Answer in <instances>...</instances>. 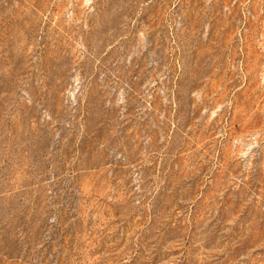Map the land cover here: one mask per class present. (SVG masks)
<instances>
[{"label":"rangeland","instance_id":"obj_1","mask_svg":"<svg viewBox=\"0 0 264 264\" xmlns=\"http://www.w3.org/2000/svg\"><path fill=\"white\" fill-rule=\"evenodd\" d=\"M0 264H264V0H0Z\"/></svg>","mask_w":264,"mask_h":264}]
</instances>
